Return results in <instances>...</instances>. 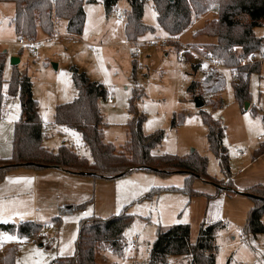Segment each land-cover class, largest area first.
I'll use <instances>...</instances> for the list:
<instances>
[{"label": "rangeland", "instance_id": "1", "mask_svg": "<svg viewBox=\"0 0 264 264\" xmlns=\"http://www.w3.org/2000/svg\"><path fill=\"white\" fill-rule=\"evenodd\" d=\"M116 7L125 15L130 8L128 0H116L107 13L103 0H83L85 22L81 35H68L64 21L58 20L52 36L40 33L35 38L36 55L33 57L27 46L18 43V36L10 24L14 3L0 1V48L6 49L9 55L2 71L5 98L4 114L0 117V157L11 155V121L20 116L18 94H7V83L14 66L10 63L12 55L19 58L15 65L17 70L30 78L33 97L46 122L53 120L56 105L70 102L77 96L70 71L74 66L107 89V98L99 101L105 142L117 150L123 147L132 99L136 111L145 117L142 132L164 131L159 146L164 153L187 156L194 151L205 156L208 175L222 182L232 178L231 191L223 192L205 179L193 178L190 188L196 194L192 195L187 190H180L186 184L185 174L162 176L134 170L117 178L75 174L73 183L69 184L73 188L65 186L66 182L50 181L37 183L33 192L31 179L30 184L23 187L25 184L19 183L25 176L10 170L0 181V223L17 225L34 221L43 227L29 237L0 229V257L4 250L13 246L14 264H67L55 261L74 254L82 219L107 218L124 210L133 215V220L123 231L122 249L115 252L107 245H101L96 252L97 264H148L158 227L187 223L190 241L194 242L201 223L214 221L224 224L216 233L215 264H264V232L245 231L247 212L253 205L245 188L258 183L254 180L262 176L264 169V160H252L254 151L264 143L261 122L264 73H253L249 77L247 109L234 97L232 85L235 79L229 70H221L214 76L215 80H224L222 90L210 93L206 87L199 86L195 94L204 105L198 108L187 86L192 80L201 83L206 77L199 67L196 71L191 68L192 64L202 62L192 55L179 61L176 52L182 43L206 50L204 42L209 41L208 36L194 37L193 32L216 13L210 10L202 15L208 16L206 19L194 18L193 23L177 36L179 41L169 40L167 46H158L147 42L155 36L167 37V33L157 23L151 0H144L142 22L154 31L138 36L137 44L127 42L126 19H119ZM254 33L264 37V25L255 27ZM137 48L139 53L135 52ZM219 101L221 106L212 105ZM200 110L208 112L224 127L223 145L228 154L231 177L222 172L217 156L208 148L207 126ZM45 127L42 142L55 152L62 144L60 131L48 124ZM72 131L65 137V144L69 143L81 156H90L88 148L80 142L78 132ZM236 147L244 155L238 157ZM20 168L27 167L17 169ZM68 207L73 208L67 210ZM261 220L264 224V215ZM49 225L52 228H48ZM240 229H244L243 232ZM127 246L129 251L125 250ZM189 261V256L169 255L154 264H188Z\"/></svg>", "mask_w": 264, "mask_h": 264}, {"label": "trees", "instance_id": "2", "mask_svg": "<svg viewBox=\"0 0 264 264\" xmlns=\"http://www.w3.org/2000/svg\"><path fill=\"white\" fill-rule=\"evenodd\" d=\"M6 1V0H0ZM14 3V16L11 19L15 34L21 39H35L39 33L50 36L55 32V19L66 21V32L70 36L82 33L85 12L83 0H10ZM116 0H103L108 13ZM125 34L127 40L136 41L138 36L154 28L142 22L144 0H128ZM159 27L170 37H177L192 23L194 18L216 11V16L205 21L204 25L193 32V36L213 37V42L204 43L206 50L218 58L221 63L236 72L232 85L234 97L243 104L249 100V77L261 73L259 63L249 64L245 59L264 49V37L254 33V28L264 25V0H152ZM215 8V9H214ZM6 53L0 48V114L5 98L2 92V71ZM192 71L198 69L191 65ZM133 69L135 65L133 64ZM72 80L77 89L74 100L56 105L54 123L64 125L81 136L88 148L91 158L79 155L71 146L62 143L54 152L42 144L43 121L37 111V100L32 94V84L26 74H21L13 66L7 83V94H18L20 116L13 124L11 155L0 157V181L10 170L27 167L34 170L43 168H61L67 173L87 175L96 178H117L134 170L152 172L162 176L185 174L186 184L180 190L196 194L190 188L193 178H202L217 185L221 191H231L232 183L218 181L206 171L207 158L194 151L187 156L172 154L155 155L152 151L159 147L164 138V131L157 130L150 134L142 132L145 119L136 111L130 101V119L127 124V140L121 150L103 140L104 120L99 109V101L107 98V89L97 81H91L84 72L70 67ZM215 73L206 75L199 83L192 80L187 90L195 98L199 86L208 92L222 90L224 80L214 79ZM135 96V94H134ZM133 96V98H134ZM200 98V97H199ZM219 104V105H218ZM212 103L214 107L221 106ZM255 113V110L252 109ZM207 126L208 148L217 156L219 165L225 175H230L228 154L223 145L224 127L220 121L200 110ZM264 128V107L261 117ZM174 124V121L172 122ZM264 154V143L253 154V158ZM253 205L247 212L245 231L256 234L264 232L262 217L264 215V185L257 183L245 190ZM73 207H68L67 210ZM63 210L62 212H64ZM133 220V215L122 210L117 215L107 218L91 216L80 221L76 249L72 256L59 258L55 262L67 264H97L96 252L101 245L115 252L122 249L123 231ZM224 224L222 221L202 222L194 242L190 241V226L176 223L168 228H157L156 238L152 243L149 263L154 264L161 257L174 255L189 256L188 264H215L217 252L216 233ZM43 226L34 221L19 224L0 223V229L16 232L21 237L36 234ZM244 230V229H243ZM0 257V264H14V247H8Z\"/></svg>", "mask_w": 264, "mask_h": 264}, {"label": "built area", "instance_id": "3", "mask_svg": "<svg viewBox=\"0 0 264 264\" xmlns=\"http://www.w3.org/2000/svg\"><path fill=\"white\" fill-rule=\"evenodd\" d=\"M115 12L117 13L119 19H122V20L126 19L125 13H123L120 8L116 7ZM169 40L179 41L177 40V37H170L167 35V37L155 36L154 38L148 40L147 43L151 45L167 46ZM18 43L27 46L30 50L31 56L34 57L36 55L37 42L35 41V39L26 40V39L20 38ZM131 43L137 44L138 42L136 40V41H131ZM135 52L139 53V49L137 48ZM188 55H192V57H196L200 62H202V63H198L197 65L202 68L204 75H208L211 73L218 74L219 71L221 70H229L231 71L233 78L234 79L237 78V75H236V72H234V69L223 65L221 61L218 58H216L213 54H211L209 51L202 50V49H195L190 44L182 43L181 47L178 48L176 52V57L179 61H185ZM245 62L249 64L259 63L261 65V72L264 73V49L263 51L259 53H254V54L249 55L245 59ZM108 101H111V99L109 98ZM257 138L260 139L261 137L258 136ZM236 153L237 155H244V152L240 148H237V147H236ZM48 228H52V225H49ZM240 231L243 232L242 229H240ZM125 250L129 251L130 247L127 246Z\"/></svg>", "mask_w": 264, "mask_h": 264}, {"label": "crops", "instance_id": "4", "mask_svg": "<svg viewBox=\"0 0 264 264\" xmlns=\"http://www.w3.org/2000/svg\"><path fill=\"white\" fill-rule=\"evenodd\" d=\"M213 12L214 13H216V11L215 10H213ZM13 16H14V11H13V13H12V17H11V19L13 18ZM208 17V16H207ZM207 17H199V18H197V19H199V20H201V19H203V18H207ZM11 19H10V21H11ZM196 19V20H197ZM204 19V20H205ZM58 20H63V19H55V26H56V23H57V21ZM204 20H203V22H204ZM64 21V23H65V25H66V21L65 20H63ZM194 21V20H193ZM11 24V23H10ZM40 34V33H39ZM38 34V35H39ZM16 36H18V35H16ZM18 39H20L19 38V36H18ZM208 40L209 41H206V42H213L214 40H215V38H213V37H208ZM19 42V41H18ZM126 42V41H125ZM127 42H131V41H129V40H127ZM206 42H204V43H206ZM2 49V48H1ZM2 51H3V49H2ZM5 53H6V61H5V64L7 63V61L9 60V55H8V53H7V50L5 49ZM12 56V55H11ZM198 66V65H197ZM201 66H202V64H201ZM199 67V66H198ZM199 68H201V67H199ZM201 70H202V68H201ZM73 81V80H72ZM91 81H95V80H91ZM98 82V81H97ZM76 89V88H75ZM76 92H77V89H76ZM9 96V95H8ZM5 105V104H4ZM5 108V107H4ZM55 109V108H54ZM37 111H38V114H39V116H40V118L42 119V121H43V129H44V127L48 124L49 126H51V127H53L54 129H56V130H58V131H60V136H61V138H62V140H61V143H66L65 141V137L70 133V134H72L73 133V131L71 130V129H68L66 126H64V125H61V124H56V123H54V113H53V120L52 121H50V122H46L42 117H41V115H40V112H39V110H38V105H37ZM54 112H55V110H54ZM4 114V112H2V110H1V114H0V117H2V115ZM18 119V118H17ZM16 119V120H17ZM16 120H12L11 122H13V124H14V122L16 121ZM52 123H54V124H52ZM50 127V128H51ZM46 128V127H45ZM12 131H13V126H12ZM59 133V132H58ZM78 134V136H79V139H80V142L83 144V142L81 141V138H80V134L79 133H77ZM258 137V136H257ZM125 142V141H124ZM43 143V146L44 147H47L45 144H44V142H42ZM68 145H69V143H67ZM84 145V144H83ZM70 146V145H69ZM85 146V145H84ZM86 147V146H85ZM47 149H48V147H47ZM152 153L153 154H155V155H161V154H164V152L161 150V148H159V147H157V148H155L153 151H152ZM87 158H91V156H86ZM238 157H239V155H238ZM255 159V162L256 161H260V160H264V154H262V155H260V156H258L257 158H253V156H252V160H254ZM248 164V163H247ZM246 164V165H247ZM264 164V163H263ZM264 167V166H263ZM25 170V171H24ZM15 172H19L20 174H22V175H24L25 177L23 178V180H21V182L19 183V184H22V185H24L23 187H25L26 185H28V184H30V181H29V179H31V181H32V184L34 185L33 186V192L35 191V188H37L35 185H37V183L39 184L40 183V185L41 184H43V183H47V182H54V181H60V182H66L67 184L65 185V186H69L70 188H73L72 186H70L69 184L70 183H73V176H76L75 174H71V173H67L66 171H64L63 169H61V168H43V169H39V170H34V169H30V168H26V169H24V168H20V169H16V170H14ZM178 174V173H177ZM180 174H182V173H180ZM233 176V175H232ZM230 177H231V175H230ZM229 177V178H230ZM232 178H230V180H231ZM254 181H256V182H258V183H260V184H263L264 185V169H263V174H262V176H260V178H258V180H254ZM257 184V183H256ZM252 186V185H251ZM250 187V186H249ZM248 188V187H247ZM247 188H245V189H247ZM66 190L67 189H69V188H65ZM240 190H241V188H239ZM242 191V190H241ZM224 192V191H223Z\"/></svg>", "mask_w": 264, "mask_h": 264}, {"label": "water", "instance_id": "5", "mask_svg": "<svg viewBox=\"0 0 264 264\" xmlns=\"http://www.w3.org/2000/svg\"><path fill=\"white\" fill-rule=\"evenodd\" d=\"M170 1H172V0H170ZM3 52H5V50H3ZM18 62H19V58L17 56H11L10 57L11 65H17ZM53 66L56 67L55 64ZM194 103H195V106L198 107V108L204 105V102L197 96L194 98ZM248 106H249V102L245 101L244 102V109H247Z\"/></svg>", "mask_w": 264, "mask_h": 264}, {"label": "snow or ice", "instance_id": "6", "mask_svg": "<svg viewBox=\"0 0 264 264\" xmlns=\"http://www.w3.org/2000/svg\"><path fill=\"white\" fill-rule=\"evenodd\" d=\"M8 239H12V237H8Z\"/></svg>", "mask_w": 264, "mask_h": 264}]
</instances>
